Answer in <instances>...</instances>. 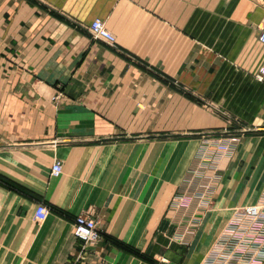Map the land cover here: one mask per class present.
<instances>
[{"label": "crops", "instance_id": "crops-1", "mask_svg": "<svg viewBox=\"0 0 264 264\" xmlns=\"http://www.w3.org/2000/svg\"><path fill=\"white\" fill-rule=\"evenodd\" d=\"M263 25L264 0H0V264H210L264 191Z\"/></svg>", "mask_w": 264, "mask_h": 264}, {"label": "built area", "instance_id": "built-area-1", "mask_svg": "<svg viewBox=\"0 0 264 264\" xmlns=\"http://www.w3.org/2000/svg\"><path fill=\"white\" fill-rule=\"evenodd\" d=\"M91 37L115 47L116 37L107 28L105 21L95 18L89 25ZM259 40L264 44V25L259 34ZM255 77L264 82V61L258 68ZM218 146L228 153L229 143L219 142ZM61 162L52 166V174L61 173ZM49 208L46 204H38L34 221L42 223L47 219ZM74 234L84 240L92 241L99 238L95 221L87 215H79L74 222ZM208 261L210 264H264V191L260 199L235 210L224 230L212 247Z\"/></svg>", "mask_w": 264, "mask_h": 264}, {"label": "rangeland", "instance_id": "rangeland-1", "mask_svg": "<svg viewBox=\"0 0 264 264\" xmlns=\"http://www.w3.org/2000/svg\"><path fill=\"white\" fill-rule=\"evenodd\" d=\"M201 106H204L205 108L210 107L208 105V103H206V102L203 103V101H201ZM204 135H206V134H201L200 137L204 136ZM205 138H210V137H205ZM218 144L214 145L212 147H209L210 152H206V153H211L212 157L207 158L208 161L206 162V164H209V165L201 167L202 168L201 170H207V169L212 170L213 169V170L218 171V169H220V159L222 158V156H229L232 154V147L231 146H230V151L228 153H225V151L223 149H221L218 146ZM200 145H203V144H200ZM231 161H226V163H225L226 164V170H229V169L234 170V169H238L240 167H243V165H242L243 163H239V161H238V156L233 160V162L236 164V166ZM233 165H234V167H233ZM253 169H255V167H253ZM195 171H196V169H195ZM242 206H244V205H241V207ZM238 208H240V205L236 209H238Z\"/></svg>", "mask_w": 264, "mask_h": 264}]
</instances>
